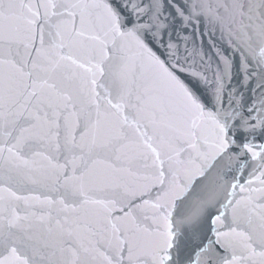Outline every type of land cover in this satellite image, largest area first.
Wrapping results in <instances>:
<instances>
[{"label":"snow or ice","instance_id":"6c2138e0","mask_svg":"<svg viewBox=\"0 0 264 264\" xmlns=\"http://www.w3.org/2000/svg\"><path fill=\"white\" fill-rule=\"evenodd\" d=\"M0 264H264V0H0Z\"/></svg>","mask_w":264,"mask_h":264},{"label":"water","instance_id":"95a60500","mask_svg":"<svg viewBox=\"0 0 264 264\" xmlns=\"http://www.w3.org/2000/svg\"><path fill=\"white\" fill-rule=\"evenodd\" d=\"M189 31H192V29H189ZM211 31L212 30L210 28H200L199 32H203L204 34H203V36H201L198 32V34L196 36V43L198 45L202 46L203 51L205 53H207L208 55L212 56L213 60H215L216 59L215 51L212 47V44H213V41H215L216 46L220 47L221 40H220L219 31H216V33L214 35L210 34ZM224 47L227 48V45L225 44ZM227 55L233 64L231 84H232V86H235L237 88H241V81L243 80V74L240 70L241 69V53L236 51L233 54V50L228 49ZM255 83H256L255 80L250 81L251 87H254ZM241 90L244 91L245 96L251 97L252 93H251L250 89L249 90L241 89Z\"/></svg>","mask_w":264,"mask_h":264}]
</instances>
